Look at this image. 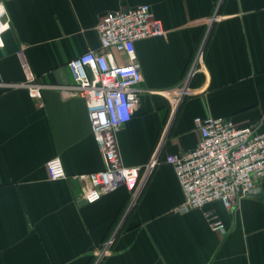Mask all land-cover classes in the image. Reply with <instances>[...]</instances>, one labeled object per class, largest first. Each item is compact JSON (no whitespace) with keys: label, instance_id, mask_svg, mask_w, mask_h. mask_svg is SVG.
<instances>
[{"label":"crops","instance_id":"0c3cea01","mask_svg":"<svg viewBox=\"0 0 264 264\" xmlns=\"http://www.w3.org/2000/svg\"><path fill=\"white\" fill-rule=\"evenodd\" d=\"M4 4L11 28L0 46V76L24 82L27 63L50 87L36 98L26 86H0V264H264V178L256 185L261 192L233 209L214 201L181 212L184 194L166 161L198 146L196 116H224L264 131V0ZM139 4H149L166 30L136 42L138 106L118 130L122 161L141 166V178L134 191L122 184L84 203L87 175L104 167L103 154L84 99L56 86L73 83L72 59L101 48L97 25L107 12ZM54 157H61L65 178L50 179ZM216 221L224 228L214 229Z\"/></svg>","mask_w":264,"mask_h":264},{"label":"built area","instance_id":"2783aa9c","mask_svg":"<svg viewBox=\"0 0 264 264\" xmlns=\"http://www.w3.org/2000/svg\"><path fill=\"white\" fill-rule=\"evenodd\" d=\"M217 13L211 18H217ZM11 28V21L0 0V46L3 33ZM101 48L89 50L68 64L73 83L57 85L64 94L84 99L94 137L103 154L104 167L87 176L90 188L84 199L93 204L106 193L124 184L129 190L138 188L141 166H126L121 157L118 130L129 122L138 106L142 67L137 58L136 42L152 36L166 34L162 21L149 4H139L107 12L97 25ZM112 49L125 55L121 63ZM202 49L186 78L180 95L190 93L189 84L201 62ZM26 80L21 83L6 82L0 76V86L25 87L32 97L41 98L43 90L50 87L38 82L27 63L24 64ZM180 102V101H179ZM194 125L200 133L198 146L184 154H168L166 161L173 166L184 194L178 209L181 212L202 208L220 201L225 208L233 209L240 199L264 178V131L253 125H239L224 116H196ZM157 157L149 163L150 174ZM50 179L67 176L61 157L47 162ZM214 229H223L220 221L212 223ZM108 246L99 257L104 256Z\"/></svg>","mask_w":264,"mask_h":264},{"label":"water","instance_id":"95a60500","mask_svg":"<svg viewBox=\"0 0 264 264\" xmlns=\"http://www.w3.org/2000/svg\"><path fill=\"white\" fill-rule=\"evenodd\" d=\"M260 192H261V188H260V187H255V188H253L249 193H250V194H257V193H260ZM83 202L85 203L86 200L84 199Z\"/></svg>","mask_w":264,"mask_h":264}]
</instances>
